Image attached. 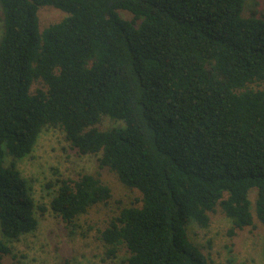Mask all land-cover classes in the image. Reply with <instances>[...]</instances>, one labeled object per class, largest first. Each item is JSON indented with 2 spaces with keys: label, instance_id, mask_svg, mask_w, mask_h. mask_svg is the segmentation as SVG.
<instances>
[{
  "label": "trees",
  "instance_id": "16d2710c",
  "mask_svg": "<svg viewBox=\"0 0 264 264\" xmlns=\"http://www.w3.org/2000/svg\"><path fill=\"white\" fill-rule=\"evenodd\" d=\"M65 16L40 29L38 10ZM245 0H0V230L38 226L15 162L59 127L80 154L140 192L99 230L120 264H207L187 233L217 208L230 234L264 225V13ZM129 14L127 18L125 15ZM33 86H35L33 88ZM102 119L115 125L100 128ZM66 226L111 197L97 173L60 178ZM256 191L251 208V190ZM41 212L45 206H39ZM11 249L0 241V264ZM264 259V246H263Z\"/></svg>",
  "mask_w": 264,
  "mask_h": 264
},
{
  "label": "rangeland",
  "instance_id": "374dc122",
  "mask_svg": "<svg viewBox=\"0 0 264 264\" xmlns=\"http://www.w3.org/2000/svg\"><path fill=\"white\" fill-rule=\"evenodd\" d=\"M244 15L251 12L264 13V0H245ZM65 14L51 6L38 10L40 29L60 21ZM127 18L129 14L125 15ZM0 9V38L3 31ZM35 86H33L34 88ZM116 123L102 119L100 128ZM98 154H80L65 139L59 127H45L39 134L33 150L23 158L12 159L6 155L5 164L15 162L22 176L28 181L36 203L37 228L21 235L15 241H6L0 230V241L11 253L3 256L5 264H120L127 256L125 247H120L116 256L108 258L107 245L100 238L110 219L126 206L140 204V192L124 186L115 172L108 167H99ZM83 173H97L111 189V197L105 203L91 206L75 219V226H66L62 219L49 208V201L57 188V179H76ZM256 191L251 190L252 201ZM39 206H45L41 212ZM254 225L234 234L228 231L231 220L219 208L210 214L207 227L189 222L188 237L207 258V264H264V225L254 215Z\"/></svg>",
  "mask_w": 264,
  "mask_h": 264
}]
</instances>
